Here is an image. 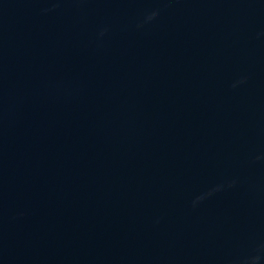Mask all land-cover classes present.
<instances>
[{
    "label": "water",
    "instance_id": "water-1",
    "mask_svg": "<svg viewBox=\"0 0 264 264\" xmlns=\"http://www.w3.org/2000/svg\"><path fill=\"white\" fill-rule=\"evenodd\" d=\"M0 264H264V0H0Z\"/></svg>",
    "mask_w": 264,
    "mask_h": 264
}]
</instances>
